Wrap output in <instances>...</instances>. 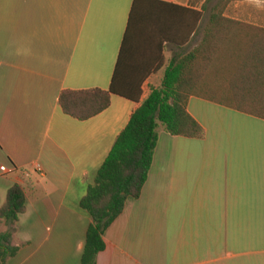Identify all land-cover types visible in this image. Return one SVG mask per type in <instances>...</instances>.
Returning a JSON list of instances; mask_svg holds the SVG:
<instances>
[{
  "label": "crops",
  "instance_id": "obj_1",
  "mask_svg": "<svg viewBox=\"0 0 264 264\" xmlns=\"http://www.w3.org/2000/svg\"><path fill=\"white\" fill-rule=\"evenodd\" d=\"M132 2L0 0V207L15 184L26 200L19 250L5 264H80L91 222L80 200L171 61L202 38L207 10L177 23L158 60L155 45L153 55L127 44L122 70H157L140 101L111 95L82 122L63 114L61 91L109 90ZM171 3L196 12L203 4ZM187 111L204 139L159 126L142 193L105 231L96 264H264V120L197 97Z\"/></svg>",
  "mask_w": 264,
  "mask_h": 264
},
{
  "label": "trees",
  "instance_id": "obj_2",
  "mask_svg": "<svg viewBox=\"0 0 264 264\" xmlns=\"http://www.w3.org/2000/svg\"><path fill=\"white\" fill-rule=\"evenodd\" d=\"M199 1L189 0L191 5ZM209 1L205 0L201 11L196 12L173 5L172 0H133L109 90H63L58 97L62 113L82 122L105 111L111 95L138 103L144 80L157 70H122L126 46L130 44L136 51L146 46L143 53L149 50L153 55L156 48L153 57L158 60L162 45L173 35L177 23L189 14L198 22ZM225 11V4H216L199 44L171 61L161 86L151 89L132 113L80 200V208L91 220L80 264H96L97 255L105 248V231L122 214L128 199L140 197L152 165L159 126L172 137L204 139V129L187 111L191 97L264 120V28L231 19ZM25 211L24 190L15 184L0 207V225L5 228L0 232V264L19 250L13 237L18 218Z\"/></svg>",
  "mask_w": 264,
  "mask_h": 264
},
{
  "label": "rangeland",
  "instance_id": "obj_3",
  "mask_svg": "<svg viewBox=\"0 0 264 264\" xmlns=\"http://www.w3.org/2000/svg\"><path fill=\"white\" fill-rule=\"evenodd\" d=\"M204 1L201 0L198 3ZM218 3L226 5V16L252 25L264 26V0H210L207 4L206 18Z\"/></svg>",
  "mask_w": 264,
  "mask_h": 264
},
{
  "label": "built area",
  "instance_id": "obj_4",
  "mask_svg": "<svg viewBox=\"0 0 264 264\" xmlns=\"http://www.w3.org/2000/svg\"><path fill=\"white\" fill-rule=\"evenodd\" d=\"M0 171L2 172V173H6V170H5V168H0Z\"/></svg>",
  "mask_w": 264,
  "mask_h": 264
}]
</instances>
